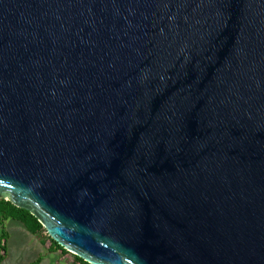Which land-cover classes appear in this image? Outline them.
Returning a JSON list of instances; mask_svg holds the SVG:
<instances>
[{
  "label": "water",
  "instance_id": "95a60500",
  "mask_svg": "<svg viewBox=\"0 0 264 264\" xmlns=\"http://www.w3.org/2000/svg\"><path fill=\"white\" fill-rule=\"evenodd\" d=\"M0 198L90 264H264V0H0Z\"/></svg>",
  "mask_w": 264,
  "mask_h": 264
},
{
  "label": "rangeland",
  "instance_id": "374dc122",
  "mask_svg": "<svg viewBox=\"0 0 264 264\" xmlns=\"http://www.w3.org/2000/svg\"><path fill=\"white\" fill-rule=\"evenodd\" d=\"M6 229L10 235L8 242V257L2 264H30L42 257L41 264H72V254H62L61 251L49 252L43 238L29 232L25 225L9 218L2 221L0 213V237ZM50 245V242L47 243Z\"/></svg>",
  "mask_w": 264,
  "mask_h": 264
},
{
  "label": "trees",
  "instance_id": "16d2710c",
  "mask_svg": "<svg viewBox=\"0 0 264 264\" xmlns=\"http://www.w3.org/2000/svg\"><path fill=\"white\" fill-rule=\"evenodd\" d=\"M0 213L2 221H6L9 218L22 222L27 230L34 235L41 236L44 240V244L48 246L49 252L61 251L62 254H72L64 249L59 243H57L51 236L48 235L46 229L39 222V220L28 210L22 209L14 205L11 201L0 198ZM10 235L6 229H4L0 237V264H2L8 257V242ZM50 242V245L47 243ZM72 264H90L84 261L77 255L72 254ZM42 257H39L30 264H41Z\"/></svg>",
  "mask_w": 264,
  "mask_h": 264
}]
</instances>
